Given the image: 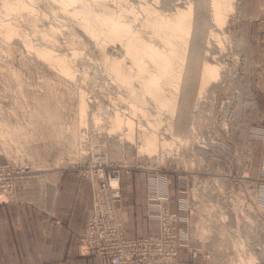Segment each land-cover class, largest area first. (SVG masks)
Returning a JSON list of instances; mask_svg holds the SVG:
<instances>
[{"label":"rangeland","instance_id":"374dc122","mask_svg":"<svg viewBox=\"0 0 264 264\" xmlns=\"http://www.w3.org/2000/svg\"><path fill=\"white\" fill-rule=\"evenodd\" d=\"M21 1L24 7L10 15L0 5V25L19 31L9 39L0 32V122L9 125L0 131V211L15 224L6 244L18 243L21 264H51L41 258L36 233L44 235V222L59 229L61 223L40 217L33 205L56 173L89 186L81 230L62 231L68 246L84 248L79 255L98 264H264V61L254 60L264 54L248 44L264 24V0H232L215 41L207 35L208 0ZM176 3L191 4L193 31L183 60L181 40L171 38L178 55L172 62L183 64L161 76L180 85L167 111L146 92L141 105L129 86L142 92L146 72L135 55L148 51L144 44L169 48L147 17L172 16ZM82 5L96 14L122 13L132 32L96 38L81 22ZM37 47L54 58L37 55ZM211 55L220 75L196 98L202 60ZM113 59L131 70V82L118 83ZM116 111L131 120L132 139L124 124L113 127ZM151 130L171 144L142 151ZM89 223L98 227L92 234Z\"/></svg>","mask_w":264,"mask_h":264},{"label":"bare ground","instance_id":"6f19581e","mask_svg":"<svg viewBox=\"0 0 264 264\" xmlns=\"http://www.w3.org/2000/svg\"><path fill=\"white\" fill-rule=\"evenodd\" d=\"M70 1H76V0H70ZM82 1V0H81ZM178 3V2H177ZM175 6V13L172 14V16H157L156 13L153 14L152 17H147L146 20H150L151 23L154 25V31H156L158 34H161L163 36V41L165 44L169 46V48H154L150 44H144V47L148 49V51H142L137 52L135 55L136 62L139 63V69L144 70L146 73L143 76V79L140 81L142 84H140L141 87V93H135L133 86H129L130 95L138 96L140 100V104L142 105L146 101V95L145 92L148 93V98L155 99L158 102V106L165 107L164 109L169 111V108L166 106L171 105L173 100H175V96H177L178 89L180 88L179 80H176L173 82L174 84H167V81H162L161 76H163L166 72H168L171 69L176 68H182V64H174L172 61L174 59V55H176V51L170 46L172 44L171 38H179L182 42V50H183V58L185 56L186 51V40L189 36H192L191 32L192 30V24H191V4L187 6H182L181 3L177 4ZM209 3V30L207 32V35L214 38V41L217 39V33L216 30H220L222 27H224V24L226 22L228 14L233 9V2L232 0H208ZM0 5L2 8V12L5 15H10L13 12L16 11V8L24 7V3L21 0H0ZM20 6V7H19ZM180 6V7H179ZM1 12V11H0ZM78 14L80 15L81 22L83 25H86V29H88L93 36H100L101 33L104 32V39L110 40L109 37L113 36L116 37L123 33V35H129L132 32V23L128 21L122 13L119 12V14L115 13H109L108 11L101 12V13H94L90 12L85 5L81 6V9L78 10ZM201 19L196 20V23H200ZM202 24V23H201ZM199 26V24H197ZM2 27V28H1ZM105 28V29H103ZM0 32L3 33V35L6 37V39H9L15 35H18V29L14 25H11L10 22H5L4 24L0 25ZM219 32V31H218ZM122 35V36H123ZM207 37V36H206ZM208 37V38H210ZM212 38V39H213ZM210 40V39H209ZM206 46L209 44L207 42L206 38ZM211 42V41H210ZM120 45V44H119ZM217 45V44H216ZM126 51L129 52L131 50V43L125 44ZM122 48V47H121ZM207 48V47H206ZM205 48V49H206ZM37 55L45 58V59H51L54 58L52 54H50L47 50L44 48H35ZM103 51V50H102ZM194 51V50H193ZM192 51L191 56L195 55V53ZM206 51V50H205ZM207 52V51H206ZM214 52V51H213ZM212 52V55L214 54ZM125 53V52H124ZM208 53V52H207ZM210 56V60H202L201 63V69L199 70L200 78L198 80V85H196V98H198L199 94L202 92V90L205 88V85H207L211 81H215L220 75L219 73V64H212L210 63L213 61L214 56ZM145 56H148L150 61L146 62L147 60L144 59ZM107 56H105L106 58ZM196 57V55H195ZM108 58H106L107 60ZM192 59V58H191ZM193 60V59H192ZM195 60V58H194ZM109 61V59L107 60ZM122 61L119 60H112L109 63V69L117 76V80L119 81V84H125L132 81V77L134 74H132L130 71L127 70L126 66L122 64ZM214 63H216L214 61ZM221 71V70H220ZM129 73V75L127 74ZM84 104H81L80 106V121L84 119L85 113H84ZM139 112H143L144 110L142 107H136ZM135 109V108H134ZM136 111V110H135ZM168 113V112H166ZM112 114V113H111ZM112 123L113 127H120L121 124H124L127 128V137L132 139L133 134V124L131 120L123 119L120 117L119 113L117 111L112 114ZM171 118V116H168ZM167 118V117H166ZM172 119V118H171ZM31 121V119H30ZM29 121V122H30ZM145 124V123H144ZM8 124L5 121L0 122V131L1 132H7L8 130ZM145 127V126H144ZM142 127V128H144ZM157 128V127H156ZM145 129V128H144ZM153 129V128H151ZM166 129V128H165ZM155 130V129H154ZM151 130L150 132H146L143 136V142L140 145V148L142 151L147 153L155 152L156 150L159 152L158 148L163 146L167 147V144L171 143H161L158 139L159 134L156 135L155 131ZM157 130H159L157 128ZM156 130V131H157ZM168 130V129H167ZM9 132V130H8ZM160 133V131H159ZM160 136V135H159ZM127 138V140H128ZM175 138V137H174ZM82 142V141H81ZM174 143H172L173 145ZM83 145V144H82ZM84 146V145H83ZM171 146V145H170ZM82 147V146H80ZM172 147V146H171ZM165 148V147H164ZM163 150V149H162ZM160 150V151H162ZM156 151V152H157ZM166 151V149H165ZM155 152V153H156ZM157 152V153H158ZM143 153V152H142ZM153 153V154H155ZM165 153V152H164ZM150 155V154H149ZM163 155V154H162ZM152 156V154H151ZM160 157V156H159ZM112 183L114 185H112ZM111 185L116 187L115 183L112 182ZM100 191V190H99ZM98 227L92 228V232L96 230ZM90 234V232H89ZM243 260V259H242ZM252 261V258H251ZM254 261V260H253ZM254 264V262H253Z\"/></svg>","mask_w":264,"mask_h":264},{"label":"crops","instance_id":"0c3cea01","mask_svg":"<svg viewBox=\"0 0 264 264\" xmlns=\"http://www.w3.org/2000/svg\"><path fill=\"white\" fill-rule=\"evenodd\" d=\"M257 31V38L252 39L253 41L248 44L260 46L261 50L259 49L257 53L264 54V24H260L257 27ZM254 60L264 61V56L255 57ZM262 94L264 96V93ZM43 185L49 186V188L42 190L41 195L37 196L39 203L33 206L39 211L40 217H44V214H46V218L52 216L51 219H55L54 222L58 219L61 226L59 229L58 226L54 227L50 223L44 222L50 228L44 226L45 233L43 236L42 233H36L37 238L42 239L39 243L41 245L39 253L43 254L41 258L43 259L45 256L46 262H44L51 264H98L97 259L94 257L79 255L78 252L82 253L84 248H78V246L74 245L68 246L69 237L62 231L65 228H71L77 232L81 230L84 215L91 206V196L87 182L71 174L63 176L62 173H56L49 175ZM17 208H19L17 205H11L9 210L14 211ZM19 212L21 213L22 211L19 210ZM6 214V211H0V264H21L17 256L16 245L18 243L6 244L9 237L6 230H10L11 226H15L14 223L6 220ZM40 217L39 220H41ZM57 230H60V232L56 233L55 231ZM30 235L32 236L33 233H30ZM22 244L31 247L35 246L31 242L26 243L24 240H22ZM65 254L71 256L65 259L63 257Z\"/></svg>","mask_w":264,"mask_h":264},{"label":"built area","instance_id":"2783aa9c","mask_svg":"<svg viewBox=\"0 0 264 264\" xmlns=\"http://www.w3.org/2000/svg\"><path fill=\"white\" fill-rule=\"evenodd\" d=\"M89 225H91V227H88L89 229H92V224L91 223H89Z\"/></svg>","mask_w":264,"mask_h":264}]
</instances>
